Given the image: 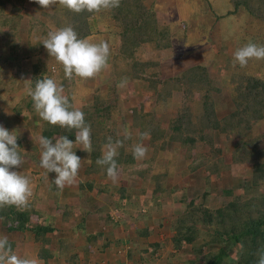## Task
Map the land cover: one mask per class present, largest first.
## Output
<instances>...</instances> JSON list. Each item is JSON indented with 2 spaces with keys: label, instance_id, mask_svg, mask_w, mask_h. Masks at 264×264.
<instances>
[{
  "label": "trees",
  "instance_id": "1",
  "mask_svg": "<svg viewBox=\"0 0 264 264\" xmlns=\"http://www.w3.org/2000/svg\"><path fill=\"white\" fill-rule=\"evenodd\" d=\"M24 1L0 0V33L4 38L0 42V71L4 65L12 70L17 66L18 72L22 70L18 77L31 80L28 86L34 88L36 81L47 74L39 48L50 31L70 25L79 38L106 40L110 46L109 67L97 76L96 83L112 75L113 84L108 80L101 93L97 91L81 105L67 95L91 125V153L76 149L82 159L77 185L61 192L52 181L54 173L46 175L48 193L57 204L59 197L75 196L81 208L79 216H72V202H59L57 209H64L63 220L77 223V231L82 232L93 217L100 226H117L108 216L112 209L135 223L144 219L142 226L132 231L131 238L125 239L127 243L110 236L113 233L108 226V231L99 234L103 235L101 245L89 236L87 246L94 245L93 254L103 255L100 260L108 263V258L113 260L115 255L113 247L128 244L127 257L134 264H146L148 257L153 262L156 250L167 248H171L167 261L176 253L192 254V258L172 259L168 264H258V252L264 249V60L251 59L245 67L233 66L235 39L224 42L213 30L197 31L187 17L188 21L182 22L181 11L187 15L190 10L181 0H164L169 14L166 20L159 12L163 8L154 2L147 4V0H120L118 8L92 13H76L58 3L45 9L34 0L36 11L25 22L22 15L13 12L12 5L21 6ZM200 3L201 0H191L193 6ZM228 3V15L243 14L261 25L250 40L264 45V0ZM23 22L27 23L25 31ZM143 51L150 57L143 58ZM167 51L176 59L174 64L180 72L160 81L161 64L168 62L162 55ZM197 55L199 60L192 63ZM24 57L31 63L30 74L20 66ZM215 69L221 70L219 86L211 74ZM13 78L10 76L7 83ZM76 78L81 79L73 76L70 81ZM122 79L127 80V85L118 88ZM129 92L134 94L127 97ZM6 97V92L0 90V107L12 104L10 115H0V125L9 131L15 130L16 134L18 128H24L26 119L38 141L41 136L52 139L61 135L75 141V130L43 121L35 112L32 99L26 102L25 95H18L8 102ZM167 109L173 115L162 128L160 119ZM10 119H21L22 123L16 126ZM143 132H149L150 137L141 140ZM126 133L129 139L124 138ZM108 137L113 142H123L115 157L119 170L116 183L108 178L106 167L96 164ZM17 143L23 164L14 171L25 166L23 143L19 138ZM135 143L147 146L144 158L133 157ZM35 171L40 172V166ZM41 172L40 181L46 170ZM234 179L239 183L230 188L218 185ZM134 210L136 214L132 216ZM100 212L105 218L98 215ZM39 217L35 200L26 208L0 207L1 226L7 233L29 232L33 243L40 246L39 260L48 263L50 259L67 258L63 244L56 259L53 253L42 249L50 244L48 236L54 232L55 219L51 217L40 224L36 222ZM123 223L127 228L128 222ZM160 230L169 231L170 236L164 243H149L148 238ZM9 243L14 250V242ZM84 249L88 256L86 246ZM70 259L78 263L76 255ZM81 262L91 264L88 258Z\"/></svg>",
  "mask_w": 264,
  "mask_h": 264
},
{
  "label": "rangeland",
  "instance_id": "2",
  "mask_svg": "<svg viewBox=\"0 0 264 264\" xmlns=\"http://www.w3.org/2000/svg\"><path fill=\"white\" fill-rule=\"evenodd\" d=\"M181 1L185 2V4L188 7V10H190V12L187 15L184 14L183 10L181 11V19H182L181 21L182 22H187L189 20L193 24V26L197 29V31H204L205 29L207 31L208 29H210V31L213 30V33H215L216 35H220L221 39L224 42L229 41V39L232 41V38H234L235 40L233 41V44L236 45V48L243 46L245 43H247L250 40V38L256 36L258 34L259 26H261L257 22L250 20L249 18H247V16L243 14L237 15V16L228 15L227 11L229 10V7H230V5H228L229 4L228 0H201V3L199 6L197 5L193 6L191 4V0H181ZM151 2H154L156 6L163 8L162 10H159V12H160V15L164 16L165 20L167 17L169 18L168 16L169 14L166 12L167 7L164 4V0H147V4H150ZM202 4H205V6L200 8ZM12 5L14 6L13 12H16L22 15L24 22L28 18L32 17L33 12L36 11L35 10L36 3L34 0H25L23 5L21 6L16 5L15 3H12ZM185 17H187L188 20ZM24 22L22 25L23 31H25V27L27 25V23H24ZM257 26L258 28L256 29ZM2 39L4 38L2 37V34L0 33V42ZM39 51H40L39 52L40 60L43 61V65L46 66L48 70L45 76L49 78H53L57 82L58 85L62 84L65 88L64 94L73 96L72 98L76 99L77 104H80V105L83 104L84 102L83 100L91 98L97 91L101 93L100 89L102 90L104 88V86L102 85H104V83L107 82L108 80L109 81L107 83L113 84L114 79L112 75H110L109 77L106 76L104 82H100V83H96L97 76L95 78L82 79V80L76 78L73 80V82H71L70 80H67L65 78L62 65L56 62L54 58L49 56L44 46L42 48L40 47ZM175 51H177L176 48H175ZM1 56H3V52L0 50V61H2V58H3ZM162 56L163 57L165 56L168 62L167 63L162 62L161 64L160 76H159L160 81H163L165 78L172 77L176 75L178 72H180L179 67L175 66L174 64L176 63V59L172 57L171 51L170 52L167 51L163 53ZM142 57L148 58L150 57V54H147L146 52L143 51ZM198 60H199V57L197 55L196 58H193L191 60V62L196 63ZM4 66H5L4 70L0 71V90H3L4 92H6V96H7L6 100H10L8 102H11L12 98L14 99L18 95L19 96L25 95L26 102H27L29 98L31 99V97L27 95V86L29 83L28 81H26L28 80L27 77L25 76L18 77L19 74L22 73V70H19L18 72V70H16L17 66L14 68V70H12L10 66H7V65H4ZM20 66L21 68H24V70H26L25 72L28 71V74H30L31 63L29 59H27L26 57L22 58ZM220 71H221L220 69L219 70L215 69L211 73L215 79L214 82L216 86H219L221 84L220 79L222 77L220 75ZM12 75L14 77L13 81L8 84L7 83L8 79ZM43 78L44 76L42 77V79ZM75 86H79V87L74 89ZM131 93L130 92L129 94L127 93V97L131 96ZM221 93H220V97H223L221 96ZM114 94L116 93L113 87L111 95L114 97ZM133 94L134 93H132V95ZM223 105L224 104L220 102V106H222L224 109L225 107ZM10 106H7L6 108L0 107V115H10L11 114L10 109L12 107ZM150 107H152L151 104H150ZM225 110L226 109H224L223 112H225ZM172 115H173V112L170 109H167L164 116L160 119L162 120L161 121L162 128H166V123H167L166 119L171 118ZM11 122L17 126L18 123H22V120L16 119V121H14L13 119L11 120ZM23 124H24V128H21V129L18 128L16 135H17V138H19V140H21L23 143L22 152L25 155L24 157L25 166L23 169H20L19 171L21 172V174L27 175L30 177L31 186L33 190V194L30 197L29 202L35 200V208L37 212L41 214V217H39L36 222H39L40 224H42L45 220L48 221V218L53 217L55 219L53 221L54 232H52L48 236L50 238V244L43 245L42 249H45L53 253L55 256V259L58 258L57 250L59 247H61L60 244H63V246L65 245L66 250L68 252V253L66 252L65 254L67 258L64 257V259L62 258L56 261H53L52 259H50L48 263L47 262L44 263L40 260L41 264H49V263L50 264H74V261H71L70 259V257L73 256V254L77 256L78 263L76 262V264H85L84 262H81V261L83 259L87 260V258L93 260L94 262L101 261L100 259L103 255L101 256L93 255L92 256L93 251H94V245L87 246V240L89 236L91 237L94 236V238L96 239L97 245L98 246L101 245L103 235H99V234L100 233L103 234V232H105L104 230L106 229L108 231V227L112 228L111 232L113 234L111 235L110 233V236L121 238V235H123L122 240L125 241V243H127L126 241L130 239L132 236L131 235L132 231L135 230L137 227H141L142 222H144V219L142 222L135 223L134 220L127 218L126 215L123 216V214L120 211L112 209L111 211H109L108 216H109V219L113 223L118 224L117 226L115 227H112V225L109 226V223L106 225L108 227H106L105 225L100 226L99 224H97V220L94 219L93 217V219L92 218L89 219L88 225L83 229L82 232L75 230L77 223L74 220H69V219L63 220L64 209L63 208L57 209L59 208L57 206L59 202L62 203L63 201L65 202L68 201L69 203L72 202L73 205H75L74 210H73V215H72L73 217L80 215L81 208H79V205L77 204V200L75 199V196H70L67 199H64L63 197L62 198L59 197L58 204L51 198V196L48 193V179L46 178L47 173L45 174L44 179L40 181V178L42 177V174H43L41 171L44 169L40 167V172L35 171L37 166H40V157H41L42 149L40 147L39 141L35 136L36 134L34 133L33 128L28 125V122L26 121V119H23ZM28 137L30 138L29 140H28ZM36 159L39 161V164L37 163ZM193 164L194 165L197 164V159L194 158ZM184 166L185 167L187 166L186 163ZM55 175L56 174L54 173L52 176L55 178ZM235 175L236 174H234V176ZM235 178H238V177L235 176ZM78 179H79V176L77 177V180ZM237 180L238 179H234V181H232L233 184L230 181H229L230 183H227L226 181V182L218 183V185H221V187H224V188H230L239 183V181ZM76 185H77V182L73 186H66V187L70 189V188H75ZM261 189L264 191V187H262ZM74 203H76L77 205ZM141 212H143V210H141ZM132 214H133L132 216H135L136 210H134ZM98 215L105 218L104 212H100V214ZM124 220L125 222H128L129 224L127 225V228L124 227V223H123ZM155 227H157V221H155L154 228ZM154 232L155 233L153 237L148 238L149 243H158V242L164 243L165 242L164 240H166V237L170 236L169 231L160 230V231H154ZM2 236H7L9 242H14V251L18 255L38 258V251L40 249V246L37 243H33L32 235L29 232L27 233H17V232L7 233L5 231V228L2 227L0 223V237ZM85 246L88 249L86 250L89 252L88 256L84 252ZM128 248H129L128 244L126 245V247L118 246V245L113 247L112 253H115L113 257V261H111L112 258L110 257L108 258V260L110 261L106 264H129L128 262L130 261V259H128L127 257L128 255L127 250H129ZM167 249L171 251V248H167ZM168 250H165V249L156 250L155 255L153 257L154 261L151 262V258L148 257L146 258L147 260L146 264L147 263L148 264H168L167 262L170 263L172 259L173 261H177V260H186V259L192 258V254H190L188 251V252H183V253H176L175 256L171 258V260L169 259V261H167L165 257H166V254L168 253L167 252ZM94 258H96V261ZM132 263L133 262H131L130 264Z\"/></svg>",
  "mask_w": 264,
  "mask_h": 264
},
{
  "label": "clouds",
  "instance_id": "3",
  "mask_svg": "<svg viewBox=\"0 0 264 264\" xmlns=\"http://www.w3.org/2000/svg\"><path fill=\"white\" fill-rule=\"evenodd\" d=\"M36 3L45 9L58 3L76 13L85 10L89 13L99 12L120 6V0H36ZM42 44L49 56L62 65L66 79L71 80L73 76L81 79L95 78L109 67V43L106 40L92 42L87 38H79L70 25L48 32ZM251 59L264 60V45L249 40L238 47L234 52L233 66L239 64L240 67H245ZM126 85L127 80L122 79L117 87L123 88ZM64 93V86L58 85L53 78L47 76L38 79L34 88L27 87V95L33 101L34 110L43 121L69 131L75 130V141L67 135L52 139L39 137L42 149L40 167L46 170V173L56 174L52 181L60 190L77 182L82 159L76 154V149L87 153L92 151L91 125L86 123L84 112L70 102ZM149 137V132L140 134L141 140ZM124 138L129 139V134L126 133ZM122 146L121 140L113 142L112 137H108L107 143L103 145L101 157L96 160L98 166L106 167L107 176L113 183H116L119 177L115 157L118 156V148ZM19 147L15 130L9 131L0 125V207L26 208L33 194L30 177L13 170L23 164V158L18 152ZM147 151L148 148L143 143L132 145V155L135 159L144 158ZM258 257V264H264V249L258 252ZM0 264H41V261L37 257L18 255L7 236H2Z\"/></svg>",
  "mask_w": 264,
  "mask_h": 264
},
{
  "label": "crops",
  "instance_id": "4",
  "mask_svg": "<svg viewBox=\"0 0 264 264\" xmlns=\"http://www.w3.org/2000/svg\"><path fill=\"white\" fill-rule=\"evenodd\" d=\"M121 238H123V235H121ZM123 241V240H122ZM94 254H92V256H93ZM101 255V254H100ZM95 256V255H94ZM93 258V257H92ZM95 259V261H96V258H94ZM91 259H89V261H90ZM111 261H113L112 259H111ZM99 262V263H98ZM96 261V262H94L93 260H91V264H106L107 262L105 261V259L104 260H102V261ZM132 261H129L128 263L130 264ZM132 264H134V263H132Z\"/></svg>",
  "mask_w": 264,
  "mask_h": 264
},
{
  "label": "water",
  "instance_id": "5",
  "mask_svg": "<svg viewBox=\"0 0 264 264\" xmlns=\"http://www.w3.org/2000/svg\"><path fill=\"white\" fill-rule=\"evenodd\" d=\"M40 79H42V77Z\"/></svg>",
  "mask_w": 264,
  "mask_h": 264
}]
</instances>
